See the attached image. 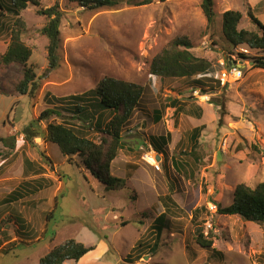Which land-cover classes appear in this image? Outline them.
Here are the masks:
<instances>
[{"label": "rangeland", "instance_id": "1", "mask_svg": "<svg viewBox=\"0 0 264 264\" xmlns=\"http://www.w3.org/2000/svg\"><path fill=\"white\" fill-rule=\"evenodd\" d=\"M213 1L211 22L203 0H119L99 9L73 0H40L21 13L26 25L22 39L33 49L28 64L36 70L38 88L34 94H20L16 84L24 67L0 66V264H40L42 256L70 238L94 249L78 262L64 264H264V224L221 215L216 205L231 204L237 184L254 187L264 181V68L255 67L252 59L264 52L245 45L232 48L222 27V13L234 9L243 14L240 28L257 30L248 13L264 24V0ZM55 2L62 11L60 64L48 69V39L41 33L47 17L39 10ZM13 20L11 14L0 18V55L9 45ZM177 36H188L195 44L191 51L210 61L215 72L180 78L151 74L153 57ZM230 58L244 77L222 85L218 75ZM105 77L146 87L142 105L122 130L124 147L112 163V174L125 180L118 190H107L82 155H63L45 138L49 122L85 125L95 142L105 136L94 124L88 127L73 117L65 101L96 88ZM196 89L212 105L201 120L199 162L188 155L194 127L185 116L192 112L190 104L206 102L195 96ZM179 95L184 111L172 115L165 108L161 123L152 127L153 110ZM46 108L62 115L38 121L41 135L27 140L24 127ZM109 118L106 114L105 122ZM143 123L145 128L139 129ZM169 128V153L173 149L189 163L181 171H175L169 157L159 163L160 169L144 158L151 150L146 146L149 135ZM25 182L37 192L4 203ZM161 215L164 225H156ZM198 226L214 238L215 249L195 242Z\"/></svg>", "mask_w": 264, "mask_h": 264}, {"label": "trees", "instance_id": "2", "mask_svg": "<svg viewBox=\"0 0 264 264\" xmlns=\"http://www.w3.org/2000/svg\"><path fill=\"white\" fill-rule=\"evenodd\" d=\"M73 1H77L81 6L89 9L112 7L119 4V0ZM149 1L145 0V3ZM29 4L38 6L40 5V0H8L7 4L0 0V18L7 16V14H11L14 18L9 45L6 51L0 55V66L20 64L24 67L23 76L16 84L17 91L23 95L34 94L38 88L36 70L28 64L32 57L33 49L22 39V32L26 25L21 13ZM213 6V0H203L202 2L208 22L213 19ZM39 12L47 17V23L42 27L41 33L48 39V69H53L60 64L59 49L62 11L59 3L55 2L52 6L41 9ZM248 14L252 22L257 26V30L240 28L243 17L241 11L234 9L224 11L222 13L224 37L232 48L238 45H245L251 50L264 52V24L252 11H249ZM194 46V42L188 36H177L159 54L153 57L150 64V73L161 78L194 77L214 73L215 68L210 61L199 58L191 51ZM246 55L245 53L241 54L244 58L248 57ZM252 59H254L255 67L264 68V55ZM197 83L203 88L202 82ZM145 90L146 87L140 84L113 77H105L96 88L91 89L89 92L82 95H70L66 100L57 98L58 102L69 101L71 107L69 109L72 111L73 117L76 116L83 124L87 123L88 127L94 124L95 128L104 133L105 136L99 142H95L86 135L85 125L79 128L66 122H49L45 130V138L57 144L63 155L69 156L76 153L82 155L87 168L91 170L99 182L105 185L107 190L121 189L125 187V180L112 174V163L117 158L119 150L124 147L122 130L133 117L135 110L142 105ZM170 101V103L164 104L163 108L155 109L153 118L155 117L157 121L160 120L165 108L169 105L174 107L178 103L177 98H171ZM178 110L179 108L176 109L175 114L178 113ZM52 114L62 115L58 109L46 108L41 112L39 118L24 127L23 131L27 140L33 141L35 137L41 135L38 121H48ZM106 114L110 116L107 122H105ZM197 115L200 116L199 113ZM201 130V127H196L193 130L194 140L198 139ZM170 138V133L152 136L150 142L153 148L159 154H162L165 152ZM197 143L198 141L196 142V147L188 152V155H191L190 157L194 161L199 162L201 155L197 149ZM172 161L176 169L185 168L189 165L187 160H179L178 157L174 156ZM27 162L28 164L31 163L28 160ZM36 192L37 190L32 189V185L25 182V184H21L16 188L4 200V203L17 202ZM171 202L172 205L175 204L173 200ZM216 205L219 214L238 215L246 221L264 224V181L254 187L245 182L239 183L235 188L231 204L223 206L221 203H216ZM200 210L201 208L195 210L196 215H198ZM164 218V215L159 216L156 225H164V223H160L164 221ZM194 239L202 247L215 249L213 246L214 238L210 233L206 234L202 227L198 226ZM93 249L94 246H86L83 242L70 238L55 245L48 253L42 256L40 264H64L68 260L78 262L86 253Z\"/></svg>", "mask_w": 264, "mask_h": 264}, {"label": "crops", "instance_id": "3", "mask_svg": "<svg viewBox=\"0 0 264 264\" xmlns=\"http://www.w3.org/2000/svg\"><path fill=\"white\" fill-rule=\"evenodd\" d=\"M145 94V93H144ZM182 97V95H179L178 97H170V99L171 98H177V100H178V103L176 104V106H171V105H169L167 108H169L172 112V115H175V111H176V109L177 108H179V110H178V113L176 114V115H178L179 113H182L183 111H184V109L182 108V106H183V104H184V100H181L180 98ZM170 99H169V97L167 98V101L165 102L166 104L167 103H170L171 101H170ZM183 102V103H182ZM208 102H205V103H202V102H200V101H198V102H196V104H194V103H192V104H190V107H192V112H188L187 111V114L185 115L186 116V119H189V121H191L193 124V130L196 128V127H201L202 125H204L202 122H201V120H203V118H205V111H206V108L207 109H211L210 108V106H212L211 104H207ZM166 108V109H167ZM159 109H161V108H159ZM202 109V110H201ZM200 114V116H198L197 114ZM153 114H154V110H153V113H152V122H153V125H152V127H155V126H157V125H159V123H161V121L163 120V116L161 117V119L160 120H156V118L154 119L153 118ZM183 115H184V113H183ZM182 115V116H183ZM169 126V125H168ZM143 128H145V124L143 123L141 126H140V128L139 129H143ZM148 130H149V128H147ZM193 130H192V134H191V136H190V139H191V142H192V146H191V149H190V151L192 150V149H194L195 147H196V142L198 141V143H199V138L198 139H196V140H194L193 139ZM168 133H170L171 134V138H170V140H169V143H168V150H165V152H163L162 154H159L154 148V151L156 152V158H157V160L159 161V163H160V165H161V163H162V161H164V159L165 160H167L168 159V157H169V160H171V162H172V164H173V161H172V158H173V156L174 157H176L177 156V154H176V152H174L173 151V149H172V153L170 154L169 153V151H170V148L169 147H171V141H172V139H173V135H172V133H173V131H172V129H167L166 130V132H162V133H158V134H156V133H152V134H150L149 135V140H150V138L152 137V136H159V135H166V134H168ZM198 143H197V145H198ZM149 144H151V142L149 141ZM152 145V144H151ZM153 147V146H152ZM173 148H175V147H173ZM189 151V152H190ZM168 153V154H167ZM222 153V152H221ZM158 155L160 156L159 158H158ZM178 157V156H177ZM200 158H201V156H200ZM173 167H174V169H175V171H178V170H182V167H180L179 169H176L175 168V166L173 165ZM183 173H187V171H186V169H184L183 170Z\"/></svg>", "mask_w": 264, "mask_h": 264}, {"label": "built area", "instance_id": "4", "mask_svg": "<svg viewBox=\"0 0 264 264\" xmlns=\"http://www.w3.org/2000/svg\"><path fill=\"white\" fill-rule=\"evenodd\" d=\"M224 64L222 63V66ZM244 77V71L241 66L238 65H230L224 66L222 70H220V73L218 75L219 82L222 85H225L226 83L232 81L240 80ZM195 96L203 98V101H208L207 95H200V90L196 89L194 92ZM147 147H149L151 150L146 152L144 154V158L146 160H149L151 165L157 169H160L159 161L156 158V152L154 151L151 144H146Z\"/></svg>", "mask_w": 264, "mask_h": 264}, {"label": "water", "instance_id": "5", "mask_svg": "<svg viewBox=\"0 0 264 264\" xmlns=\"http://www.w3.org/2000/svg\"><path fill=\"white\" fill-rule=\"evenodd\" d=\"M230 65H237V62L234 60V59H232V58H230V63H229ZM160 156L158 155V158H159ZM222 157V153L219 151V153H218V157H217V160H219L220 158Z\"/></svg>", "mask_w": 264, "mask_h": 264}, {"label": "clouds", "instance_id": "6", "mask_svg": "<svg viewBox=\"0 0 264 264\" xmlns=\"http://www.w3.org/2000/svg\"><path fill=\"white\" fill-rule=\"evenodd\" d=\"M222 215V214H221Z\"/></svg>", "mask_w": 264, "mask_h": 264}]
</instances>
